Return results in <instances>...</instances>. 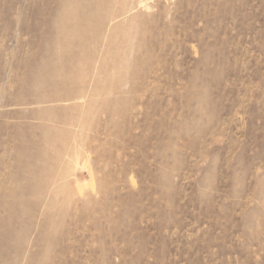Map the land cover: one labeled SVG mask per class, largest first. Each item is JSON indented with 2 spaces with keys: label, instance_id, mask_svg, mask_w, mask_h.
Instances as JSON below:
<instances>
[{
  "label": "rangeland",
  "instance_id": "374dc122",
  "mask_svg": "<svg viewBox=\"0 0 264 264\" xmlns=\"http://www.w3.org/2000/svg\"><path fill=\"white\" fill-rule=\"evenodd\" d=\"M0 264H264V0H0Z\"/></svg>",
  "mask_w": 264,
  "mask_h": 264
}]
</instances>
